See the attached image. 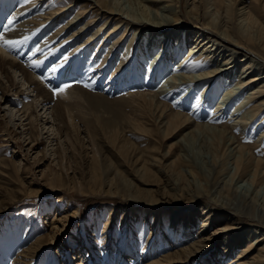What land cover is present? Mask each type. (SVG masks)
Wrapping results in <instances>:
<instances>
[{
    "label": "rangeland",
    "instance_id": "obj_1",
    "mask_svg": "<svg viewBox=\"0 0 264 264\" xmlns=\"http://www.w3.org/2000/svg\"><path fill=\"white\" fill-rule=\"evenodd\" d=\"M2 1L4 0H0V3ZM30 1L13 0L14 5L8 13L25 8ZM46 1L41 2L42 4L37 8H33L31 10L33 12L23 20L31 19L34 16L35 18L40 17L39 13L47 12L48 8L67 9L65 12L67 13L66 19L57 22L50 21L47 25L52 24V28L46 30L47 32L42 33L37 39L36 36L45 29L46 25L31 31L32 41L36 39L37 45L40 46L34 55L30 53L29 46L8 49L2 46V41H0V56L25 66L34 74H32L33 79L42 83L50 94H53V88L70 84L71 87L81 89V94L85 99L83 97L63 99L64 97L60 93L58 95L53 94L55 98L65 100L68 103L72 119L65 114V121L69 127L67 136L64 130L60 132L58 130V128L63 129L62 124L53 120L54 117L50 109L53 104L51 101L44 102L41 98L37 99L27 82L15 69H6L14 85L10 84L5 73L0 70V194H2L0 203H4L0 207V264L15 263L16 256L23 249L32 243H38V236L43 237L44 245L35 257L30 259L29 264H80L81 261L78 260L80 256L83 257L85 264H148L153 261L166 264L164 260L181 245L179 243H182L180 241L181 236L175 233L171 234L173 213L178 210L175 219L177 221L174 224L179 229L184 224L190 225L191 229L189 228L188 235L191 239V235H195L194 233L203 222L205 217L203 210L208 198L202 196L203 198L195 201L190 199L195 189L198 188L197 184H199L201 191L203 190V194L207 195L206 189L208 190L210 180H212L211 168H209L208 180L204 179L202 175H198L199 178L196 181L180 176L179 172L187 170V165L176 162V157L186 159L191 166L197 168L196 162L199 160L207 162L218 154L223 156L224 152H220L222 151L220 149L210 155L212 151L210 140L202 134H199L191 145L184 146L182 150V144L180 147L177 140L190 128L185 131H183L184 128H181L176 134H164V127L162 128L159 120H157L155 108L151 107L148 101L144 104L145 100L141 101L142 99L134 96L128 98L127 95L129 93H151L158 90L160 86L164 88L169 86L167 90L170 92L167 94L168 101L166 102L178 107L172 108L171 111L190 114L192 110L194 111L193 114L202 115L203 118L202 120H194V122L203 123L206 122L207 118L214 115L211 113L216 108L218 110V107H222L223 110H221L225 114L220 115L219 118H214L213 123L210 124L215 125L217 123L216 126H229L233 123L228 118L231 115V108L237 101L233 100L236 91H232L228 100L226 99L227 101H223L221 96L230 81L232 83L236 81L234 79L233 82L231 76L239 75L237 66L241 64H236L237 66L228 73L231 74L232 71H236L235 74L232 73L230 76L225 74L223 79L210 83L207 87L208 90L206 89L207 91L204 93L199 90L200 87L189 86V83H184L178 76L179 73L183 72L185 66L188 67L189 65L177 67V64H180V56L173 59L174 41L177 38L186 41V31L187 33L200 32L193 27V23L186 16V9L189 8L193 0H174L173 5L183 20L180 19L178 26L172 31L167 29L159 31V38L155 36V38L152 37L151 39L150 37L148 39L146 37L147 41H151L142 46L141 50L139 48L142 54L133 51L132 59L128 60L124 59V53L127 49L129 50L130 44L131 46L134 44L129 39L131 36L126 38V42L120 46L118 44L112 45L111 39L102 45L101 42L105 39L104 34L89 50H87L88 46L81 49V42L85 41L99 25L105 22L102 19L89 24L87 32L76 41L72 40V43L67 46L70 34H77L81 25L86 26L90 21L91 13L85 14L82 20L74 23L73 21L76 20H73V17L80 16L82 13L79 12L84 11V9H79V3L82 0ZM110 1L114 3L115 0ZM206 1L196 0L201 5L199 6L202 9L200 10L202 14L206 11L204 10ZM69 4L72 7L68 8ZM143 4L151 9L162 7L161 3L149 4L146 2L140 6ZM231 4L232 22L235 21V27L240 30L246 29L245 23L241 22L242 18H239L242 12L245 13L250 8H259L264 17V0H231ZM118 5H121L123 9L135 12H138L139 9V5L133 0H118ZM163 5L166 6L167 4ZM216 21L219 22V20ZM114 23L115 20H112L106 24L107 30H111ZM62 25L67 27L72 25V27L63 35L56 36L55 40H50L48 37L62 28ZM190 36V41L186 44V49L184 48L181 56L194 46L195 37ZM141 42L137 43L143 45L142 39ZM164 43H168L171 50L168 54L165 52V56L162 54L164 59L160 56L157 58L156 53L159 48L162 47L161 51L165 49ZM136 46L135 48H137ZM142 48L144 49L142 50ZM167 49L169 50V46ZM43 50H48L49 53L47 57L39 59L38 54ZM202 50L204 49L201 48L199 52ZM246 53L254 57L256 63L264 69V60L248 51ZM208 54L204 52L203 56L207 55L209 59L211 54ZM51 58H55L54 64L60 63L55 67V72L47 67V62ZM241 58L237 55L235 63ZM220 59L221 57L217 59L213 57L211 63L209 62L205 68L218 67L222 63ZM63 64H66L65 67L73 66L72 75L66 83L59 80V77L65 73L63 66L59 68ZM218 68L223 69L224 67L219 66ZM171 70L175 72L172 73ZM195 72L196 74L201 73L196 70ZM174 74H176L175 83L168 82ZM137 80L140 81V85L134 86ZM221 81L223 82L220 84ZM23 104L33 105L35 109L30 108V110L25 111L22 109ZM179 107H182L181 110ZM258 123V126L253 129L245 125L246 127L243 129L231 130L230 134L233 136L237 132L234 136L239 134L235 139L238 142L241 141V144L251 146L254 143V147L251 148L252 157L254 159L261 158L260 160L264 162V137L259 142L255 141L258 140L264 123L260 120ZM73 124L76 131H73L74 128L71 127ZM31 126L36 129V141L33 140L35 137L31 131ZM222 146L221 144L220 148ZM105 158L111 159L117 168V165L120 164L118 161H121V168L136 179L134 188L136 185L140 188H143V185H150L147 188L152 191L149 194L153 200L168 202L173 200L174 204L148 209L138 205V203L127 202L123 198L124 196L118 192L113 194L115 185L111 187L112 193H109L110 187L106 186L103 174H101L103 185L100 187L98 185L100 180L94 179V172L90 166L94 159L105 160ZM221 159L220 157L218 163ZM139 168L140 170L145 169L144 171L147 173L143 175L142 171L135 174L133 170ZM225 169V173L221 177L224 182L231 177L233 166L228 163ZM2 177L4 178L2 179ZM108 177L111 178V176ZM57 178H62L63 186L59 187L58 183H53ZM235 186H237L238 191L252 194V197H256L255 200L264 204V191L262 189L255 193V189L253 190L246 180L238 181ZM127 208L129 209L126 210ZM124 212H129L127 214L129 219L125 228L121 230L120 222ZM155 212L158 214L156 215L158 220L156 226L152 223L154 219L152 215ZM212 213L216 214V218H214L216 221L212 219L211 225L204 228L206 229V236L214 231L218 233L219 229L229 226L230 223V216L225 211L221 210L220 213V209H213L209 216ZM55 215H58L57 219L61 218V215L67 216L68 219L67 221L60 219L56 222L53 220ZM109 216H112V224L107 241L103 243L100 237L103 224L109 220ZM240 227H243L242 231L228 229L223 233L214 234L212 243L205 245L203 250L199 251L201 256L187 264H209V262L210 264H222L225 258L237 257L249 242L242 236H245L251 228L249 226ZM255 233L261 232L257 230ZM149 237H151V244L143 246L145 242L149 241ZM228 237V240L234 239L232 251L229 256L223 257L222 249H224L223 245ZM118 248L119 251L116 252ZM150 250L152 251L151 254ZM206 259H209V262L205 261Z\"/></svg>",
    "mask_w": 264,
    "mask_h": 264
},
{
    "label": "bare ground",
    "instance_id": "obj_2",
    "mask_svg": "<svg viewBox=\"0 0 264 264\" xmlns=\"http://www.w3.org/2000/svg\"><path fill=\"white\" fill-rule=\"evenodd\" d=\"M115 1L114 3H111L112 1L110 0L109 1L82 0L81 3H79L80 4L79 9L80 10L84 9V11L79 12L82 13L80 16L77 15L73 17L74 18L73 20H76L73 22L76 23L79 20H82L83 16H85V14L87 13H91L90 21L88 24H86V26L81 25L79 31H77V34L76 33L70 34V36L68 37L69 44H67V46H69L70 43H72L71 42L72 40L76 41V39L81 38L85 34V32H87V30L89 29V24H93L94 22H97L102 19L105 22L102 25H99L94 30L93 34L89 35V37H87L85 41L81 42L80 45L82 47L81 49L88 46L87 50H89L99 41V39L102 38L104 34H105L104 36L105 39L104 41L102 40L101 42L102 45H104L105 42L107 43V41L111 39L113 41L112 45L118 44L120 46L121 44L126 42V38L131 36V38L129 39L134 44H132V46L131 44L130 45L127 44L129 45L128 46L129 50L127 49V51H125L124 53V59L128 60L131 58V55H134L132 54L133 51L141 53L140 51L141 47L148 44L151 41V40L147 41L146 37H148V39L150 37L151 39L152 37L155 38V36L156 38H159L160 37L159 31L165 29L172 31L173 28L178 26V23L180 22L181 19L179 15V11H177V8L175 7V5H173L174 0H154V1L133 0L135 3L137 2V5H139V9H138L139 13L125 8L123 9L121 5H118V0ZM41 2H47V1L31 0L29 3L30 6L29 4H27V6L25 5L26 6L25 8L19 9V11L17 12L12 11L13 13L12 12L8 13L9 10H12L10 8H12V6L14 5L13 0L12 1L4 0L0 3V22L2 23L0 25L4 24L7 26V19L15 18L13 24L7 26L6 29L4 27H0V33L3 34L4 38L14 39V40H21L25 36L29 37V39L22 46L19 47L29 46V50L31 54L40 49V46L37 45L36 39L40 37L42 33H46L47 32L46 30L52 28V24L49 25L47 24L50 23V21L52 22L54 21L57 22L59 20L63 21L67 17V13H65L67 12V9L65 8L62 9L48 8L47 12L44 11L39 13L40 17H36L38 19H36L34 16L31 19L29 18L27 20L26 19L23 20V18L27 17L28 14H31L33 12L31 11L33 10V8H37L40 4H42ZM146 2L147 3L149 2V4L161 3L160 5H162V7H159L157 9H151L145 6L144 4L140 6V4ZM163 4H167V5L165 6ZM199 5L200 4H198L196 0H193L189 8L187 7L186 9V16L193 23V27L195 29H198L200 32L187 33L186 31L185 33V37L187 39L186 41H183L182 39H178V38L175 39L173 43V45H175L173 59L180 56L179 57L180 64H177V67L186 64L189 65L188 67L185 66L183 72L179 73L178 76L181 77L184 83L186 82L189 83L190 84L189 86H193V87L196 86L197 88L200 87L199 90L203 91V93L204 91L208 90L207 87H209L210 83H213L215 80L218 79L220 80L223 79V76L225 74L227 76H230L232 73L235 74L236 71L235 72L232 71L231 74L228 73H230V70H232V68H235L237 66L236 64H241L237 66L239 68V70L237 68V70L239 71V75L231 76L233 82L234 79L236 81L234 83L230 81L231 85L229 84L227 87L224 88L225 92L221 96V99H223V101H227L228 96L231 95L232 91L234 92L236 91L233 100L234 101L237 100V101L235 102L233 108H231V115L228 118V120L233 123L230 124L229 126H225V125L216 126L217 123L215 125L210 124L213 123L214 118H219L220 115L225 114V112L222 111L223 108L218 107V104H217L218 110H216L217 109L216 108L215 111L211 113L214 115L211 116L210 118H207L206 122L203 123L194 122V120H198V119L202 120L203 118L202 115L200 116L197 114H193L194 111L192 110L190 111V114L188 112L186 114H181L180 112L171 111L172 108L174 109L175 107L176 108L178 107L174 106L173 104H167L166 102L168 101L167 94L170 92V90H167L169 86L165 88L160 86L158 90L151 93L148 92L134 93V94L129 93V95H127L128 98L134 96L136 98L139 97V99H142L141 101L145 100L144 104H146V102L148 101L149 105L155 108L154 111L156 112L157 120H159L161 127L162 128L164 127V134L166 133L176 134L179 132V130H181V128H184L183 131L190 128L181 136V138L177 140L180 147L182 144V150L184 146L191 145L194 139L198 137L199 134H202V136L206 135V137L210 140V147L212 148L210 155H212L215 152H218V150L220 149L222 150L220 152L222 153L224 152L223 156L218 154L214 156L212 160L207 162H201L199 160L198 162H196L197 168L191 166L190 162H187L186 159H181L176 157V162H180L181 165H187V170H181L179 172L180 176L188 179L191 178L193 181H196L198 180L199 176L202 175L204 179L208 180L210 176L209 168H211L210 170L212 172V180H210V184H209L210 186L208 190L206 189L207 195L203 194L204 192L203 190L201 191L199 184H197L198 188L195 189V191L193 190L194 193L192 194V198L190 200L195 201L196 199L203 198L202 196H206L208 199L206 200V206L205 209L203 210L205 216L203 222L201 226L198 228V230L194 233L195 235H191V239H190V235H188L191 229L190 225L184 224L179 229V227L174 224L177 221V220L175 221V219L178 215L177 214L178 210H176L173 213L174 215L171 219L173 225H171V229H170L172 230L171 234L175 233L181 236L182 238L180 241L182 243H179L181 245H179V247L175 249L169 255V257L166 258L164 261L166 262V264L190 263L191 260L193 261L194 259L201 256L199 251L203 250L205 245L207 244L209 245L212 243V240L214 239V237L212 236L214 234H218L220 232L223 233L225 232V230L228 229L234 231H238V230L242 231L243 227L240 226H244V227L249 226L251 227L250 230L245 234V236H242L245 238V240L249 241L245 249H243V251H241L240 254L237 255V257H233L230 259L225 258V261L222 264H264V204L259 203L257 200H255L256 197L255 196L252 197L251 196L252 194L249 195L247 192H241V190L238 191L237 186H235V184L238 181L240 182L242 180H246V182L249 183V186H251L253 190L255 189V193L260 189L264 191V162L263 160L262 161L260 160L261 158L254 159L252 157L251 148L254 147L253 146L254 143L251 146L241 144V141L238 142L235 139L236 136L238 137L239 135L238 134L234 136L235 134H237V132L233 136H231L232 134H230L231 130L243 129L246 126H250V128L253 129L255 128V126H258L257 124H259L258 123L259 120L264 123V69H262V67L258 63H256V61L253 59L254 57H251L249 54L246 53L248 51L256 55L258 58L264 60V17L261 14V10L259 8H252V9L250 8L248 11L246 10L245 13L242 12L241 17L239 18H242L241 22L245 23L246 29L240 30L238 27H235L234 25L235 21L232 22L233 13H232L231 0H207L206 4H204L205 6L203 5L204 10H206L207 12L204 11L203 14L200 12V10L202 9L200 7L201 5L200 6ZM67 7L70 8L72 7V5L69 4ZM159 11H161V13H159ZM212 12L214 13L210 15L209 13ZM99 15L100 17H98ZM112 20H115V23L111 30H107L106 24H109ZM216 20H219V22L217 23ZM44 25H46L45 29L39 32L38 36H36V39L32 41V38L30 37L31 31H33V29L35 28H40L41 26ZM71 27L72 25L68 27L62 25V28H60L56 33H54L52 36H49L48 38H50V40H55L56 36L58 35L60 36L61 34L63 35V33L67 32ZM170 31L168 32L169 34L171 33ZM189 36L195 37V41H193L194 46L186 51L188 53L185 52V54L181 56V53L183 52L184 48L186 49V44H188V41H190ZM141 39L144 41L143 45H141L142 43ZM137 42L138 43L141 42V43L138 44ZM164 44H165L164 47L165 49L161 51L162 47L161 49L159 48V51L156 53L157 58L159 56L163 58L162 54L165 56V54H168L169 51L171 50L170 49L171 46L168 45V43H164ZM135 46L137 48H135ZM151 46L153 47L152 43ZM168 46H169V50L167 49ZM201 48H203L204 50L199 52ZM143 49L144 48H142V50ZM204 52L211 54V57L208 59L207 55L203 56ZM48 53H49L48 50L47 51L43 50L41 51V53L38 54L39 55L38 58L40 59L42 57H47ZM237 55L241 56L242 58L238 60L237 63H235ZM213 57H215V59L221 57L220 60L222 61V63L221 65H218V67L222 66L224 67L223 69H219L218 67H213V66L210 68L206 67L207 69L205 68V66L208 65L209 62L211 63ZM54 59L55 58H51L48 60L47 62L48 68L53 69L60 64V63L54 64L55 62ZM65 65L66 64L59 66V68L63 66L65 71V73L59 77V80H61L62 83H66L67 80H69V77L72 75L71 73L73 66L69 65L68 67L67 66L65 67ZM6 69L9 70L15 69V71L19 72L21 76L24 78V81H26L27 84L29 85V88H31L32 91L35 93V97L37 99L41 98L44 102L51 101L53 103L52 106H50L52 116L54 117L53 120L58 121L59 124H62L63 129L61 130L60 128H58V130L59 132L64 130L66 132L65 134L68 136L69 127L65 121V114H67L69 118H71L68 103L65 100H60L59 98H55L53 94H50V92L42 85V83H39L33 79L32 76L34 74L30 70H28L25 66L16 64L14 61L4 59L2 56H0V70L5 73V77L10 82V84L14 85L10 76L8 75V72H6ZM174 70L173 72L171 70V72L174 73L175 72ZM195 70L200 71L201 73L196 74ZM175 77L176 74L172 75L168 80V82L171 81L175 83L174 82ZM226 78L228 80V77ZM222 82L223 81H221L220 84ZM139 85H140V81L137 80L134 83V86H139ZM81 92H82L81 89L77 87H71V88H67L64 92L60 93V95L64 97L63 99L65 98L79 99L80 97L84 98ZM209 93L207 92V94ZM239 97L241 99H238ZM84 99L82 100L84 101ZM30 108L35 109V107H33V105L30 104L24 105L22 107V109H24L25 111L30 110ZM181 108L179 107L180 110ZM71 127L74 128L73 131H76L74 124ZM35 130H36L35 127L31 126V131L33 132V135L35 137L33 139L34 141L37 140V133ZM259 134L260 136L258 137V140L255 141L259 142L260 139L264 137V128L263 130H261ZM221 144L223 145L222 148H220ZM220 157L222 159L218 163ZM118 162L120 163L117 165L118 168L114 166L115 163L113 164V161L109 158H105V160L94 159L91 162L90 166L92 171L94 172V173L92 172L94 179L97 181L100 180L101 184L100 183L98 184L100 185V187L103 185L101 182V174H103L102 176H104L103 178L104 180H106L105 181L106 186L110 187L108 192L112 193L111 187L115 185V192L113 194L117 192L120 193L121 196H124L123 198L127 200V202H135L138 203V205H142L143 207L148 209L159 208L169 204H174L173 200L169 202L162 200L160 201L153 200L149 194L152 191L150 190V188H147L150 187V185H143L144 186L143 188H140L138 187V185H136L134 188L133 185L136 182L135 177L132 176L130 173H128L126 170H123V168H121L122 166L121 161ZM228 163H231V165L233 166V173L229 178V180L224 182V180L221 177L225 173V170L227 169V168L225 169V166ZM204 164H206V166H204ZM144 170L145 169L140 170L139 168L137 170H133V172L135 174H138L143 171V175H145L147 171ZM108 176H111V178ZM3 178L4 177H2V179ZM54 181L55 182L53 183H58L59 187H61V185L63 186L62 178H57ZM51 185L54 186V184ZM1 196L2 194H0V198ZM2 204L0 203V207L3 206ZM128 209L129 208H127L126 210ZM213 209H220V213L221 210L225 211L227 215L230 216L229 218L230 223L229 226L219 229L218 233L217 231H214L210 233V235L206 236V232H205L206 229L204 228H208V226L211 225L212 223L211 220L212 219L215 220L214 218H216V214L214 213H212V215L209 216V214H211ZM127 214H129V212H126L124 214L122 221L120 222L121 230L125 228L126 222L129 219V216ZM156 215H158L156 212L154 213V215H152L154 218L152 223L155 226L156 223L158 222ZM57 216L58 215H55L53 219L56 222L59 221L60 219H66V221L68 219L67 216L65 215H61L62 217L59 219H57ZM111 219L112 216H109V220H107V222L103 224L104 227L100 237V240L103 243L107 241V236L109 234L108 232L112 224ZM201 228L203 229L200 230ZM257 230L261 233L256 234L255 232H257ZM242 237L239 238L241 239ZM42 238L43 237L38 236L37 237V239H39L38 243L35 244L32 243L33 245L31 244L25 249H23L21 253L16 256L15 263L13 264H29L30 259H33V257H35L37 252L43 247L44 244L42 242ZM228 239L229 237L225 239V243L223 245L224 246V249H222L223 257H226V255L229 256L232 251L231 247L234 239L233 240L231 239L228 240ZM150 240L151 237H149V241L147 243L145 242L143 246L150 245L151 244ZM103 243L101 245H103ZM117 251H119V248L116 250V252ZM151 253L152 251L150 252V254ZM79 259L81 261L80 264H85V262L83 263L82 256H80L78 260ZM208 260L206 259L205 261ZM148 264H159V263L157 261H153Z\"/></svg>",
    "mask_w": 264,
    "mask_h": 264
},
{
    "label": "snow or ice",
    "instance_id": "obj_3",
    "mask_svg": "<svg viewBox=\"0 0 264 264\" xmlns=\"http://www.w3.org/2000/svg\"><path fill=\"white\" fill-rule=\"evenodd\" d=\"M25 2H27V0H25ZM14 19L15 18L7 19V26L12 25L13 22H14ZM7 26L6 25H0V27H4L5 29H6ZM28 39H29V37H27V36H25L21 40L7 39V38H4L2 33H0V41H2V46L6 47L8 49H16V48H18L21 44L25 43ZM33 55H34V53H33ZM33 66H35V65H33ZM51 71L55 72L56 69L53 68V69H51ZM69 87H71L70 84H64L63 86H59V87L53 88V94L54 95H58L59 93L64 92ZM85 87H87V85H85Z\"/></svg>",
    "mask_w": 264,
    "mask_h": 264
}]
</instances>
